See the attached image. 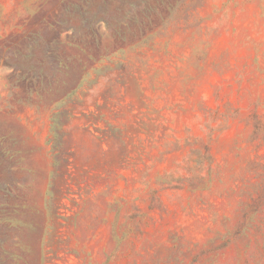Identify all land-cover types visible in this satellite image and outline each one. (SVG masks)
I'll list each match as a JSON object with an SVG mask.
<instances>
[{
	"label": "rangeland",
	"instance_id": "rangeland-1",
	"mask_svg": "<svg viewBox=\"0 0 264 264\" xmlns=\"http://www.w3.org/2000/svg\"><path fill=\"white\" fill-rule=\"evenodd\" d=\"M0 264H264V0H0Z\"/></svg>",
	"mask_w": 264,
	"mask_h": 264
}]
</instances>
